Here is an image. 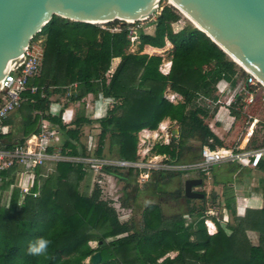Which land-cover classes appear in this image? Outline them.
<instances>
[{"label": "trees", "instance_id": "obj_1", "mask_svg": "<svg viewBox=\"0 0 264 264\" xmlns=\"http://www.w3.org/2000/svg\"><path fill=\"white\" fill-rule=\"evenodd\" d=\"M180 19L176 10L164 7L156 17L153 33L138 30L139 51L131 53L129 25L123 24L121 32L112 33L100 25L53 17L35 36L45 37L44 59L39 76L30 80L23 93L24 102L17 110L22 119L21 138L16 143L11 141V115L5 122L11 132L0 135V147L23 145L28 137L40 132L41 122L46 121L58 128L63 154L86 156L81 142L83 128L94 121L82 112L69 128L59 117L47 114L51 99L65 97L71 87L68 104L81 102L89 94L96 97L102 93L114 99L107 116L98 121V157H103L109 135L111 145H118L119 159L137 161L138 134L145 129L155 131L170 119L180 128V141L158 144L154 152L177 165L189 159L186 153L191 159L188 164L200 161L203 147L212 148L217 140L205 122L213 114L205 102L218 100L217 85L222 81L229 83V94L234 93L241 78L236 64L205 33L191 26L175 30ZM166 42L173 46L167 75L160 70L162 57L143 54L146 46L163 49ZM114 59L120 62L112 71ZM33 87L38 89L36 93L31 92ZM167 89L182 96L183 101L171 103L165 97ZM232 111L238 118L239 114ZM189 140H197L200 146H187ZM104 170L124 184V193L138 181L137 170L129 169L127 176L118 169ZM257 170L264 173V158ZM35 173L29 194L23 196L15 188L9 202L0 204V264H85L97 252L101 255L99 264H264V207L247 208L243 216H238L234 197L227 198L226 210L234 223L225 226L215 220L218 230L210 235L204 212H200L203 218L199 221L194 219L197 215L200 218L195 210L166 218L159 206H152L144 212L146 232L141 235L132 222L120 221L117 211L101 199L99 189L91 195L79 192L80 183L87 177L82 165L58 163L52 173L45 168ZM183 173L154 172L152 177L168 182ZM13 182L14 178L0 191L10 189ZM166 182L155 180V190L163 191ZM179 186L174 196L177 201L183 196L182 184ZM184 200L187 205L191 202L186 197ZM121 206L130 208L125 202ZM250 232L259 235L257 244L251 242ZM40 238L50 241L46 253L29 254V243L36 244ZM91 242L98 246L92 248ZM171 253L177 255L171 258Z\"/></svg>", "mask_w": 264, "mask_h": 264}, {"label": "rangeland", "instance_id": "obj_2", "mask_svg": "<svg viewBox=\"0 0 264 264\" xmlns=\"http://www.w3.org/2000/svg\"><path fill=\"white\" fill-rule=\"evenodd\" d=\"M164 7H171L172 9L176 10L178 14L181 16L179 24L174 27L175 30H180L185 26H191L195 29L196 26L190 22L189 19L186 18V16L180 12L177 8L174 7V5L169 0H161L160 2V8ZM157 13L156 15L152 16L150 19L143 21L140 23L141 29L145 33H153L155 28V22L156 17L159 15ZM125 23V22H124ZM123 22L118 21V23L111 24L112 26L107 25H100L101 29H111L117 26H121ZM136 25V24H135ZM41 32V31H40ZM39 32V33H40ZM42 38V37H40ZM43 40L45 41V37H43ZM139 36L137 34V37L133 44H131V47L129 49V52L136 53L139 51ZM173 47V46H172ZM166 51V52H165ZM172 51L173 48L171 46H167L164 48V53L158 52L155 54L156 56L162 57L163 63L160 67V70L163 69L161 72L164 74H168L170 71V67L168 65V62L172 59ZM228 56V55H227ZM228 58L233 61V59L228 56ZM234 62V61H233ZM116 62H113L112 67H115ZM237 66V71L240 75V81L244 82L248 76L245 69L242 68L238 63L234 62ZM169 67V68H168ZM71 88V87H69ZM69 88H67V91ZM66 90V89H65ZM68 94L61 96L59 99H64L67 101ZM229 96H226L224 98H221V102L224 103ZM206 105H209V102H205ZM211 106H213L211 104ZM81 110V109H80ZM216 110V109H215ZM211 113L213 112V107H210ZM82 113V110L79 112V114ZM236 113L239 114V117L237 118V122L239 124V134L233 137L231 140L232 142L229 143L232 147H236V144L241 146L240 141H243L244 138L248 137V132L250 130V127L255 129V139L251 143V146L248 144L242 147V152L244 151H251L255 147L258 146H264V88L261 87V89L258 91V93L255 95V103L248 106L246 103H243L242 107L240 108V111H236ZM78 114V115H79ZM81 115H84L83 113ZM92 116V115H91ZM93 120L92 117H89ZM21 116L18 111H15L12 114L11 122H12V139L11 141L17 142L21 138L20 130H21ZM207 121L211 120V117L206 119ZM94 121V120H93ZM97 122H94V124L87 125L83 129L82 139L81 142L86 143V138L88 135H92L94 138L95 143V150L93 152H87L86 156L84 157H93V158H105L109 161L111 160H119L118 157V145H111V138L108 135L104 147H103V157H98L96 155V151L100 145V136H101V126ZM256 123V124H255ZM172 128H179L176 123H172L170 125ZM211 131V130H210ZM158 133V132H157ZM217 140L212 143L214 146L213 149L217 148H225L228 146V143L225 144V141L222 140L219 136H217L214 132H211ZM149 136V137H148ZM159 137V138H158ZM165 138V133L159 134V136H151V133L148 134H138V152L137 157L139 161H143L144 163H151L160 165L159 167H163L167 164H173V162L168 158H163L161 161L154 160V155L156 154L154 152V148L158 144H165V141L162 139ZM214 138V139H215ZM251 139V138H250ZM195 143H199L197 140H194ZM255 141V142H254ZM172 141L168 140V143L170 144ZM220 143L221 145H219ZM199 145V144H198ZM198 148V147H197ZM147 151V152H146ZM68 152V151H67ZM186 160L185 162H181L179 165H184L191 163L190 156L188 153H186ZM193 163V162H192ZM240 164V163H239ZM238 163L235 164H223L218 165L212 168L210 172L207 174H204L200 172V170L196 171H187V167L180 168L181 171L184 173L181 176H178L176 178L169 179L168 182L165 179L153 178V172H150V178L140 182V178L138 179L137 183L133 182L132 187L129 189V191L124 193V190L121 191L123 188V184L120 182L118 183V179H113V177L108 176L104 173H95L93 170L90 169L89 166L84 165L83 170L87 173V177L80 183L79 192L81 194H88L91 195L95 189H99L101 191V199L108 201L109 205L113 207L118 215L121 222L130 221L134 224L135 229L137 232H139L141 235H143L146 232V224L144 223V212L146 209L152 206H159L162 209V213L166 218H171L176 215H184L188 210H195L196 215L200 214V218L198 215L194 218L195 221L201 220L203 217L201 216L200 212L205 213V225L207 228V232L210 235H214L217 233L218 227L216 225V222H221L222 225L225 226L228 224L234 223L233 217L231 213L226 210V199L230 197H234L235 202V208L237 211L238 216H243L245 213V210L247 208L252 209H258L264 207V173L260 172L257 169H251V168H244V166H240ZM54 169V168H53ZM169 169H172L171 167ZM48 173H50V167L45 168ZM122 171L126 176L128 175V170H119ZM172 170L171 172H173ZM169 172V173H171ZM176 172V171H174ZM189 172V173H185ZM132 179H134L135 175L132 174ZM168 177V175H167ZM197 178L203 180L202 187H198L195 190L199 191L200 193L205 194L204 199H188L191 202L189 205L186 204L184 198V183L189 178ZM14 178L13 186L10 187V189L6 191H0V204L8 203L12 190L17 188V185H19L20 180L25 178V175H19V174H10L9 176L2 177L0 176V187L4 186L5 183H8L9 181ZM154 180V181H153ZM155 180H159L162 184L167 183L168 186H163V191H157L155 190L154 182ZM113 182V184H112ZM111 183V184H110ZM117 183V187H119L120 195L113 198L112 194H114V184ZM182 184L181 190L183 191L182 199L177 201L175 199V192L180 189L179 185ZM110 185V186H109ZM109 187H113L109 189ZM122 187V188H121ZM118 191V189H116ZM119 192V191H118ZM216 192V196L214 197L213 193ZM254 192H258L259 195H252ZM155 194V196H154ZM137 195V196H136ZM139 195V196H138ZM139 197V199H138ZM112 199H115L113 201ZM134 200V201H133ZM120 201V202H119ZM125 202L127 203L131 210L125 211L123 207H121V204ZM121 203V204H120ZM186 220L188 219V216H185ZM216 220V222H215ZM209 222H211L215 228L216 231L214 234L210 233L209 228ZM248 236L253 244H257L259 241V235L257 233H248ZM92 248H96L98 246L97 242H91L90 243ZM171 258L175 257L177 253H171ZM170 257V256H169ZM85 264H89V259L85 261Z\"/></svg>", "mask_w": 264, "mask_h": 264}, {"label": "built area", "instance_id": "obj_3", "mask_svg": "<svg viewBox=\"0 0 264 264\" xmlns=\"http://www.w3.org/2000/svg\"><path fill=\"white\" fill-rule=\"evenodd\" d=\"M162 10L163 8H160L159 4L156 14L159 12L161 13ZM121 22L130 26L129 37L131 44H133L137 37L138 30L142 28L140 23L143 21L131 23L127 21ZM108 30L112 33H118L121 32L122 28L121 26H117ZM43 59L44 40L43 38L35 39L34 37L22 58L1 80L0 135H8L11 132L10 126L6 125L5 122L24 102L23 93L28 90L30 80L39 76L42 69ZM246 73L248 74L246 80L240 82L232 94H229V83L226 81H222L217 85L216 95L218 100L216 101V105L218 104L225 106L228 109L240 111L243 103H246L248 106L255 103V95L261 87L264 88V84L252 73L247 71ZM37 90L38 89L35 87L31 88L32 93H36ZM67 94L70 97V91H68ZM88 96L81 100V102L73 103L71 107H66L64 104L51 99L47 114L52 117H59L63 125L69 128L73 127L82 107H85L87 111L92 112L91 117L93 120L104 119L107 116L109 108L114 104V99L111 97H105L102 93L98 94L96 97L92 94H89ZM226 96H229V98L222 103L221 98ZM166 98L170 102L177 101L175 95H168ZM236 119L237 118L235 117L234 120ZM165 131L168 132V129H164V132ZM254 134L255 129L253 126V128L250 127L248 137L244 138L243 141L248 139V145L251 146V143L255 139ZM94 138L95 137L92 135H88L86 138L85 147L86 151L89 153L95 150L96 145L94 143ZM243 149L237 144L236 147L229 145L228 147L217 149L205 146L201 150L200 161L186 166L167 164L161 168L159 167L160 165L156 164L158 162L154 164L151 163L150 165V163H144L143 161H139V159L135 162H130L121 159L109 161L105 158L84 157L82 155L73 157L62 153L63 139L58 128L51 125L49 122L42 121L40 132L28 137L23 145H18L13 149H6L4 146L0 147V173L25 175V178L20 180L17 188L21 190L23 196H26L34 186L36 179L35 171L39 168H46L49 165H57L58 163L86 165L95 173L100 174H106L104 170L105 168L118 170L133 169L139 171L138 179L140 178V182L142 183L150 178V172H171L172 170L181 171L180 168L184 167H187L186 170L189 172L200 170V172L204 174L210 172L213 167L223 164L240 163L239 165H241V167L244 166V168L257 169L260 161L264 158V146L259 148L255 147L251 151L245 152H242ZM170 167L172 169H169ZM53 171L54 169H50V173Z\"/></svg>", "mask_w": 264, "mask_h": 264}, {"label": "water", "instance_id": "obj_4", "mask_svg": "<svg viewBox=\"0 0 264 264\" xmlns=\"http://www.w3.org/2000/svg\"><path fill=\"white\" fill-rule=\"evenodd\" d=\"M170 1V0H169ZM234 62L264 84V0H171ZM161 0H0V82L22 58L33 38L53 19L110 25L116 21H144L156 14ZM236 60V61H235ZM177 142L178 128L168 130ZM203 180L187 179L184 196L204 199L194 189ZM214 197L216 192L213 193ZM94 253L89 264H99Z\"/></svg>", "mask_w": 264, "mask_h": 264}, {"label": "crops", "instance_id": "obj_5", "mask_svg": "<svg viewBox=\"0 0 264 264\" xmlns=\"http://www.w3.org/2000/svg\"><path fill=\"white\" fill-rule=\"evenodd\" d=\"M171 46V48H173L172 47V45H171V43H169V42H166V46L165 47H167V46ZM161 51H164V48L163 49H158V48H153V47H150V46H146L145 48H144V51H143V54H146V55H148V56H156L155 54H157L158 52H161ZM113 62H116L115 64V67L113 68L112 67V71H114L115 69H116V67L118 66V64H119V62H120V59H114V61ZM113 64V63H112ZM168 65H169V67L171 68V62L169 61L168 62ZM168 67V68H169ZM163 69H161V71H162ZM168 95H175L176 96V98H177V101H175V102H171V103H173V104H178V103H180V102H182L183 101V98H182V96H180L179 94H177V93H175V92H173V91H171L170 89H167V91H166V93H165V97H167ZM88 98H89V96H88ZM52 99H54L55 101H58V102H60V103H62V104H64L66 107H71V105L73 104V103H69L68 104V99H67V101H65V98L64 99H61V100H57L56 99V97H53ZM207 102H209V108L210 107H213V114H211V120L210 121H205L206 122V124L210 127V129H211V131L212 132H214L217 136H219L220 138H222V140L223 141H225V144H227L228 143V146H229V143H231L232 142V138L233 137H235L236 135H238L239 134V131H238V129H239V124H238V122H237V119L236 120H234L235 119V117H234V115L232 114V109H228L227 107H225V106H221V105H216V102H212V101H207ZM211 104L213 105V106H211ZM216 109V110H215ZM82 112H83V114H84V116H85V118H87V119H89V120H91V121H93L92 119H90L89 117H91V115H92V112L91 111H87L86 109H85V107L83 108L82 107ZM94 122H97V120H94ZM173 122L170 120V119H165L161 124H160V126H159V128L157 129V130H155V131H151V130H149V129H145V130H143V131H141L140 133L142 134H145V133H151V134H153V133H156L157 134V136H159V134H162V133H165V138H162L164 141H165V144L166 145H168L169 143H168V140H170V139H168V138H170L169 137V135H168V132L167 131H165L164 132V130H163V125H165V129H170V128H172L170 125L172 124ZM94 124V123H93ZM87 126V125H86ZM85 126V127H86ZM84 127V128H85ZM83 128V129H84ZM174 128V127H173ZM178 128V127H177ZM179 129V131H180V128H178ZM158 132V133H157ZM181 136V135H180ZM159 138V137H158ZM242 140V139H241ZM241 140H239L240 141V144H241V146H243V147H245L247 144H248V139H246V140H244V141H241ZM180 141V137H179V140L177 141V142H175V143H178ZM84 143V142H83ZM85 144V143H84ZM199 144V145H198ZM187 146H189V147H195V148H197V147H199L200 146V143H195V141L194 140H189L188 141V143H187ZM227 146V147H228ZM147 152V151H146ZM163 158H165V156H162V155H157V154H155L154 155V160H157V161H161V160H163ZM55 166L56 165H49V166H47L46 168H48V167H50V169H55ZM108 176H111V175H108ZM111 177H113V179H115V177L114 176H111ZM192 178H194V177H192ZM189 179H191V178H189ZM117 182L119 183L120 181L119 180H117ZM121 184H123L122 182H120ZM136 183H137V181H136ZM111 184V183H110ZM112 184H113V182H112ZM110 186V185H109ZM111 188H113V187H109V189H111ZM122 188V187H121ZM116 189H118V191H116ZM114 194H112V196H113V198L114 197H116V196H121L119 193H120V190H119V187H117V183L116 184H114ZM124 190V184H123V188L121 189V191H123ZM127 191H129V189L127 190ZM126 191V192H127ZM154 196H155V194H154ZM138 199H139V197H138ZM113 201H115V199H112ZM134 201V200H133ZM120 202V201H119ZM121 204V203H120ZM122 207V206H121ZM123 209L125 210V211H130L131 210V208H124L123 207ZM258 209H261V208H258ZM121 221V220H120ZM126 222H130V221H126ZM124 223V222H123ZM169 256L171 257V255L169 254ZM176 256V255H175ZM172 258H174V257H172Z\"/></svg>", "mask_w": 264, "mask_h": 264}, {"label": "clouds", "instance_id": "obj_6", "mask_svg": "<svg viewBox=\"0 0 264 264\" xmlns=\"http://www.w3.org/2000/svg\"><path fill=\"white\" fill-rule=\"evenodd\" d=\"M49 243V240L40 238L36 244L29 243L27 251L32 255H44L47 251Z\"/></svg>", "mask_w": 264, "mask_h": 264}, {"label": "bare ground", "instance_id": "obj_7", "mask_svg": "<svg viewBox=\"0 0 264 264\" xmlns=\"http://www.w3.org/2000/svg\"><path fill=\"white\" fill-rule=\"evenodd\" d=\"M171 1V0H170ZM171 3L175 6V7H177L172 1H171ZM183 13V12H182ZM184 14V13H183ZM185 15V14H184ZM186 16V18L187 19H189L190 20V22H192L195 26H197L187 15H185ZM127 22H129V23H131V22H133V21H127ZM236 61V60H235ZM238 63V62H237ZM242 68H244L240 63H238ZM245 69V71H247V72H250V71H248L246 68H244ZM165 129V125H163V130ZM145 134H148V133H145ZM151 136H153V137H155V136H157V134L156 133H153V134H151ZM149 137V136H148ZM209 228H210V233L211 234H214L215 233V231H216V228H215V226L211 223V222H209Z\"/></svg>", "mask_w": 264, "mask_h": 264}, {"label": "flooded vegetation", "instance_id": "obj_8", "mask_svg": "<svg viewBox=\"0 0 264 264\" xmlns=\"http://www.w3.org/2000/svg\"><path fill=\"white\" fill-rule=\"evenodd\" d=\"M195 190V189H194ZM196 191V190H195ZM197 192H199V191H197Z\"/></svg>", "mask_w": 264, "mask_h": 264}]
</instances>
